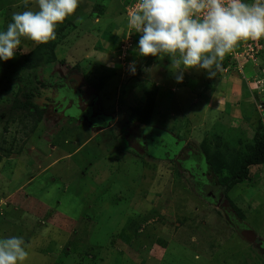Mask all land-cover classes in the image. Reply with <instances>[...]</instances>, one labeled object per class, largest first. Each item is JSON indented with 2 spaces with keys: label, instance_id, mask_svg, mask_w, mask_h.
I'll return each instance as SVG.
<instances>
[{
  "label": "rangeland",
  "instance_id": "rangeland-1",
  "mask_svg": "<svg viewBox=\"0 0 264 264\" xmlns=\"http://www.w3.org/2000/svg\"><path fill=\"white\" fill-rule=\"evenodd\" d=\"M129 1L81 0L48 43L54 63L43 56L39 64L37 55L33 69L23 63L41 47L26 38L13 59L0 61V238L22 237L26 264H264V165L220 198L259 246L224 221L209 188L196 191L184 170L211 180L204 151L224 140L238 149L264 124V40L242 41L238 59L228 54L215 77L191 69L177 83L169 59L140 56L139 39L117 50ZM25 10L37 11V0H0V30ZM74 72L106 115L94 124L107 128H92L83 105L80 116L54 111V91L40 84L56 86ZM28 83L36 89L29 102L48 104L32 109L38 123L13 107L27 101ZM149 99L153 138L138 156L119 133L141 124L135 118Z\"/></svg>",
  "mask_w": 264,
  "mask_h": 264
},
{
  "label": "clouds",
  "instance_id": "clouds-1",
  "mask_svg": "<svg viewBox=\"0 0 264 264\" xmlns=\"http://www.w3.org/2000/svg\"><path fill=\"white\" fill-rule=\"evenodd\" d=\"M80 2L37 0V11L13 13L6 30H0V61L16 56L22 38L38 45L55 41L58 26ZM136 8L127 22L140 34V56L169 59L177 83L191 69L215 77L224 58L242 41L264 40V0H138ZM129 71L136 73L135 62ZM29 255L22 237L0 238V264H26Z\"/></svg>",
  "mask_w": 264,
  "mask_h": 264
},
{
  "label": "trees",
  "instance_id": "trees-1",
  "mask_svg": "<svg viewBox=\"0 0 264 264\" xmlns=\"http://www.w3.org/2000/svg\"><path fill=\"white\" fill-rule=\"evenodd\" d=\"M130 2L132 1L130 0L127 3ZM64 30L65 27L64 26L61 27L58 30V34L64 32ZM113 35L114 34H111L110 32H108L107 34V39L108 41H110V43H113L115 40V37ZM118 42L119 43L117 44V50H119V52L121 53V49L123 46L122 39L121 38L118 39ZM135 43L136 42L134 40L133 45ZM37 51H32L27 55L23 56V63L25 62L30 68L33 69L35 67V60L33 59V56L35 55H37L36 60L39 62V64H41L40 62L42 61L41 58L43 56H44V61H46L45 63L55 62V56L53 55L54 52L53 46H50L49 44H41L40 50L38 49ZM48 51L50 52L51 55L48 54ZM130 52L132 53L133 51ZM40 85L41 87H45L44 83ZM27 86L29 92L24 95L27 101L22 103L15 102L13 107L16 110L24 111L25 118L31 117L32 119H35L36 123H38L40 121V117H37L38 115L34 113V110L36 111L37 107L31 102H29V100L34 96L33 91H36V89L34 90L32 85L29 83L27 84ZM151 100L152 99H149L148 102L149 108L147 109V113H145L142 117L135 118L137 119L138 122H140L141 124H145L146 126H148L147 117L150 115V108H152L153 105ZM32 109H34L33 112ZM238 144H239L238 149L232 148L231 150L227 140H224L222 146L218 145L217 151L213 153H210L208 150L204 151V153L202 154V157L203 156L204 157L202 159L208 165V174L211 176V180H208L207 176H204V179L200 180L198 175L195 174L192 168L190 169L187 168L191 172L190 174L192 175L196 191L201 186H204L207 189L209 188L210 195L212 196L211 201L213 202L214 205L215 204L218 205L219 201H221L220 195L221 196L223 194L226 195V193L236 185L245 184L249 181L251 182L254 176L251 173V169L253 167H261L264 165V124L262 123V121L258 122L254 134L249 141L244 143L242 146L241 141L238 140ZM205 199L209 201L207 197ZM225 203L226 201L224 202V205ZM230 209L234 211L232 208ZM238 219L241 218L238 217ZM231 220L234 223V226H236L237 228L241 227L239 225L241 223L235 219V216L232 215Z\"/></svg>",
  "mask_w": 264,
  "mask_h": 264
},
{
  "label": "flooded vegetation",
  "instance_id": "flooded-vegetation-1",
  "mask_svg": "<svg viewBox=\"0 0 264 264\" xmlns=\"http://www.w3.org/2000/svg\"><path fill=\"white\" fill-rule=\"evenodd\" d=\"M60 78H62L63 81L58 82L56 84V86H53L54 83L49 84V85L45 84V87L48 86L49 89L51 90V93H52V91H54V93H55L54 99L52 97H50V100H53L55 102L54 104H57V107H58V108L54 109V111H56L57 113H60L61 115L63 114L64 116H67V117H69L70 115H65L66 112H70V114H72V115H74L77 112L78 116H80V111H79L80 108L77 109V106L82 107V105H83L82 109L84 112H82V115L84 114L86 119L89 121L93 120L92 124H91L92 128H98L101 130L102 125L98 126L99 123L97 125L94 124L96 119L99 118V114L100 113L102 114V112L100 111L101 109L96 106V101H95L94 95H93L94 91L89 89V88H85L84 86L83 87L81 86V85H84L85 83L82 82L81 77L76 72L69 74L68 77L65 76V77H60ZM66 79H67V81H66ZM67 92L74 93L75 97L80 101V103H79L80 105L78 104L76 106V99L74 101L73 100L69 101V98H71V96H69V95L67 96L66 95ZM94 94H95V92H94ZM46 95L48 96V94H46ZM33 97H35V96H33ZM48 98H49V96H48ZM88 101H90L89 104H87ZM24 102H26V101H24ZM63 104L66 106H64ZM47 106H48V104L45 105L44 108L37 107V109L45 111ZM63 118H66V117H63ZM152 129L153 128L148 127L145 124H140L137 126H131L124 133H122L120 131L119 134L121 136L120 138L123 140L125 145L131 149V151L133 150L136 153V155H138V156H145L149 153V144H150L151 139L153 138ZM185 170L188 171L189 174L191 173L188 169H185ZM190 176H191V182H193L192 175L190 174ZM195 190H196V188H195ZM220 198H221V195H220ZM226 203H225V205H226ZM225 205H224V201L223 202L219 201L218 205L217 206L215 205V207L222 208L223 213H224L223 214L224 221L227 222L231 228L237 229V231H240L241 229H248L246 226L242 225L241 219H238V216L234 213V211H232L228 205H226L227 206V209H226ZM232 215L235 216V219L241 223V224H239L241 226L240 228H237L236 226H234V223L231 220ZM252 243L257 244L259 246V244L257 242V237H256L255 241Z\"/></svg>",
  "mask_w": 264,
  "mask_h": 264
},
{
  "label": "built area",
  "instance_id": "built-area-1",
  "mask_svg": "<svg viewBox=\"0 0 264 264\" xmlns=\"http://www.w3.org/2000/svg\"><path fill=\"white\" fill-rule=\"evenodd\" d=\"M137 4H138V0H132V2H130V4H128V6L126 7L127 17H128L130 12L137 10V8H136ZM133 33L137 34L132 29L128 28L127 30H124L123 36L122 37L120 36V38L122 39V42H123L121 53L124 54V51L127 50L128 47L132 48L133 47V41L139 38L140 34H137L136 37L133 39V37L131 36ZM234 51L231 54L237 60L238 54ZM258 108H261V106H258Z\"/></svg>",
  "mask_w": 264,
  "mask_h": 264
},
{
  "label": "water",
  "instance_id": "water-1",
  "mask_svg": "<svg viewBox=\"0 0 264 264\" xmlns=\"http://www.w3.org/2000/svg\"><path fill=\"white\" fill-rule=\"evenodd\" d=\"M67 96L69 95V96H71V98H69V101L70 100H75L76 99V105H78V103H80V101L75 97V95H73V93H71V94H68V92H67V94H66ZM83 99V98H82ZM80 105V104H79ZM99 118H100V116H99ZM103 118V117H102ZM86 121H88V122H90V124H92V121L93 120H86ZM95 121V120H94ZM96 122V121H95ZM99 125V124H98ZM101 126V125H100ZM106 127V126H105ZM240 234L245 238V239H247L248 241H251V242H254L255 241V239H256V236H255V233L253 232V231H251V230H248V229H241L240 230Z\"/></svg>",
  "mask_w": 264,
  "mask_h": 264
},
{
  "label": "crops",
  "instance_id": "crops-1",
  "mask_svg": "<svg viewBox=\"0 0 264 264\" xmlns=\"http://www.w3.org/2000/svg\"><path fill=\"white\" fill-rule=\"evenodd\" d=\"M195 103H196V102H195ZM215 106H217V104L215 105V103H214V105L211 106V107H212V108H215ZM226 110H228V109H226ZM219 114H220V113H219ZM99 116H100V119H102V120H104L105 117H106V115L103 114V113H102V114L100 113ZM102 117H103V118H102ZM113 119H114V118L111 117V121H110L111 123H112V122H115V119H114V120H113ZM110 122H109V123H110ZM203 123H205V119H204V122H203ZM103 127H104V126H102V128H103ZM104 128H107V127H104ZM105 130H106V129H105Z\"/></svg>",
  "mask_w": 264,
  "mask_h": 264
}]
</instances>
